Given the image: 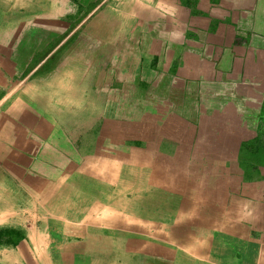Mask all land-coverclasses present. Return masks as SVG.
<instances>
[{
	"label": "crops",
	"instance_id": "0c3cea01",
	"mask_svg": "<svg viewBox=\"0 0 264 264\" xmlns=\"http://www.w3.org/2000/svg\"><path fill=\"white\" fill-rule=\"evenodd\" d=\"M87 1L46 86L71 132L48 121L15 161L71 219L133 189L149 264H264V0Z\"/></svg>",
	"mask_w": 264,
	"mask_h": 264
},
{
	"label": "rangeland",
	"instance_id": "374dc122",
	"mask_svg": "<svg viewBox=\"0 0 264 264\" xmlns=\"http://www.w3.org/2000/svg\"><path fill=\"white\" fill-rule=\"evenodd\" d=\"M64 1L0 0V264H32L29 250L40 264H149L142 252L145 247L139 245L144 242L139 231L145 227L139 224V205H124L120 200L133 199V189L126 196L115 194V204L108 206L103 220L101 212L92 219L85 215L71 219L70 211L53 210L48 203L52 192L63 191L59 184L50 191L54 179L37 180L35 176L33 180L15 161L26 133L43 130L48 121L62 133L71 132L61 125L57 109L49 114L46 86L59 55L74 43L76 26L89 15V11H75L73 5L89 4L68 0V5L60 7ZM19 136L22 143L18 147L14 139ZM261 137L252 140L253 144L261 146ZM90 224H98L104 234H80V227L88 233L96 229ZM68 243L70 258L60 254ZM170 256L164 251L162 264H182V259Z\"/></svg>",
	"mask_w": 264,
	"mask_h": 264
},
{
	"label": "trees",
	"instance_id": "16d2710c",
	"mask_svg": "<svg viewBox=\"0 0 264 264\" xmlns=\"http://www.w3.org/2000/svg\"><path fill=\"white\" fill-rule=\"evenodd\" d=\"M261 121H262V125H264V108L262 110V115H261ZM262 141V140H261ZM264 146V141H262L261 143V146L260 147H263ZM2 230H0V234H2Z\"/></svg>",
	"mask_w": 264,
	"mask_h": 264
},
{
	"label": "flooded vegetation",
	"instance_id": "af4514ba",
	"mask_svg": "<svg viewBox=\"0 0 264 264\" xmlns=\"http://www.w3.org/2000/svg\"><path fill=\"white\" fill-rule=\"evenodd\" d=\"M259 118V117H258ZM260 119V118H259Z\"/></svg>",
	"mask_w": 264,
	"mask_h": 264
}]
</instances>
